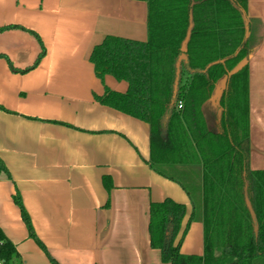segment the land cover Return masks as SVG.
<instances>
[{"label": "crops", "instance_id": "crops-1", "mask_svg": "<svg viewBox=\"0 0 264 264\" xmlns=\"http://www.w3.org/2000/svg\"><path fill=\"white\" fill-rule=\"evenodd\" d=\"M249 167L264 169V0H247ZM107 35L147 40L140 0H0V230L11 264H169L150 245V204H184L180 252L202 255L185 190L150 166L148 123L96 101L128 83L101 80L89 57ZM204 113L213 126L215 107ZM109 177L112 187L104 186ZM18 196L37 238L30 236Z\"/></svg>", "mask_w": 264, "mask_h": 264}, {"label": "trees", "instance_id": "trees-1", "mask_svg": "<svg viewBox=\"0 0 264 264\" xmlns=\"http://www.w3.org/2000/svg\"><path fill=\"white\" fill-rule=\"evenodd\" d=\"M140 1L147 4V40L107 35L89 57L98 78L112 75L127 81L128 89H106L94 97L149 124L150 166L185 190L192 204L188 223L203 225L202 255L183 254L180 246L188 226L178 236L185 205L169 198L153 202L150 245L169 264H264V169L249 167L247 63L228 76L214 106L212 127L204 113L218 81L260 43L249 33L247 0ZM191 21L187 59L181 61L175 88L176 62ZM0 174L9 177L1 160ZM103 183L112 187L109 177ZM247 200L256 215L257 234ZM14 201L30 236L47 253L19 197ZM0 252L5 264L16 256L1 230Z\"/></svg>", "mask_w": 264, "mask_h": 264}, {"label": "water", "instance_id": "water-1", "mask_svg": "<svg viewBox=\"0 0 264 264\" xmlns=\"http://www.w3.org/2000/svg\"><path fill=\"white\" fill-rule=\"evenodd\" d=\"M192 27H193V23L191 21L190 25H189V28H188V31H187V35H186V37H185V39H184V41L182 42V45H181V52L182 53L179 55L178 60L176 62L175 88L177 87V84H178V76H179V73H180L181 61H186V59H187V56H186L187 42L189 40V36H190V32H191ZM246 28H247V26H246ZM247 62H248V59L241 60L232 70H230L226 75H224L218 81V83L216 84V86H215V88L213 90L212 97L210 98V101L213 103L214 106L218 102V100H219V98H220V96L222 94V91H223V89L226 86V82H227L228 76H230L233 73L237 72ZM220 114H221V111L218 110V118L220 117ZM246 204H247V207L249 209V212H250V215H251V218H252V222H253V226H254V232H255V234H257L258 233V223H257L256 215H255V213H254V211H253V209L251 207V204H250L249 200L246 201Z\"/></svg>", "mask_w": 264, "mask_h": 264}, {"label": "built area", "instance_id": "built-area-1", "mask_svg": "<svg viewBox=\"0 0 264 264\" xmlns=\"http://www.w3.org/2000/svg\"><path fill=\"white\" fill-rule=\"evenodd\" d=\"M179 107H181V104L179 103ZM0 264H5V259L2 257L0 252Z\"/></svg>", "mask_w": 264, "mask_h": 264}]
</instances>
